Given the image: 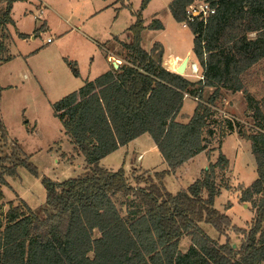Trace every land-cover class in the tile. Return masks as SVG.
Wrapping results in <instances>:
<instances>
[{
  "label": "trees",
  "instance_id": "obj_1",
  "mask_svg": "<svg viewBox=\"0 0 264 264\" xmlns=\"http://www.w3.org/2000/svg\"><path fill=\"white\" fill-rule=\"evenodd\" d=\"M27 1L0 0V65L12 60L5 53L14 4ZM197 1L209 3L215 14L190 22L187 9ZM116 2L130 8L126 0ZM150 2L142 0L140 11ZM169 9L195 35L194 55L204 79L193 82L166 69L163 49L157 53L160 43H154L150 52L143 49L146 27L141 14H135L137 20L128 29L130 42H120L128 53L125 63L86 80L79 91L53 106L74 151L85 159V172L63 182L42 179L45 217L24 201L10 203L0 215V264H264V113L259 103L247 97L257 131L252 127V133L242 135L251 144L257 166L256 180L240 199L255 211L251 227H235L226 214L209 221L220 235L228 228L242 233L240 246L229 240L221 244L200 225L201 210L211 204L204 193L209 187L211 197L216 193L210 170L177 194L164 182L208 149L205 129L222 91L244 90V77L264 63V0H173ZM210 88L214 91L207 97L205 90ZM186 95L198 103L190 121L181 123L177 119ZM226 125L229 131L236 127L230 119ZM145 134L155 142L168 170L135 171L128 177L124 168L110 171L100 165ZM20 168L39 176L30 157L10 140L0 110V204L7 178L17 176ZM184 237L192 240L186 253L180 250Z\"/></svg>",
  "mask_w": 264,
  "mask_h": 264
},
{
  "label": "rangeland",
  "instance_id": "obj_2",
  "mask_svg": "<svg viewBox=\"0 0 264 264\" xmlns=\"http://www.w3.org/2000/svg\"><path fill=\"white\" fill-rule=\"evenodd\" d=\"M32 1L34 4L41 3V0ZM54 1L57 2L59 9L68 11L69 14L74 12L72 23L84 25L85 31L97 45L85 41L78 32L59 40L60 32L68 28L62 17L49 10L44 14L40 13V9L36 7L34 8V11L38 10L36 14L28 12L24 15L28 7L27 2L14 4L13 19L21 29L29 32L27 38L34 37L35 41L23 43L19 36H15L16 27L10 28L9 40L11 41L12 37L17 43L10 46L5 56L17 57L11 64L0 67V85L4 87L11 83L18 87L0 89V110L10 140L17 141L25 154L30 157L39 176H34L26 168H20L17 176L7 178L8 185L3 186L5 199L0 204V215L9 210L11 202L18 204L24 201L36 214L45 217L47 192L42 179L47 177L52 181L63 182L77 178L85 172L79 167L81 162L77 158L80 155L73 150L74 146L65 134L60 120L55 116L53 106L67 95L79 91L83 86L85 81L81 80L75 71L85 70L88 62H91L90 53L95 52L97 56L102 57L101 53L105 50L111 56L112 62L121 65L120 59H126L128 53L122 46H118L114 54L119 59L113 56L111 51L115 45L112 40L113 35L124 42H130L131 34L128 28L136 22L135 14H141L146 27L142 34L143 49L151 51L155 42L162 43L165 59L169 57L188 59L186 74L182 76L196 82L198 76L202 74V68L194 55L195 35L173 18L169 9L173 0H151L148 8L143 12L140 11L142 0H126L130 8L120 10L119 22L113 28H111L113 10L88 22L85 19L88 14L86 11L89 7L88 0ZM45 22L48 28L42 29V24ZM157 26L163 28L162 31L153 28ZM48 37L52 39V43H47ZM9 44L7 42V45ZM163 47L160 46L157 53ZM29 49L35 53L30 55ZM20 54L23 56L21 59L18 58ZM193 64L199 68L198 76L191 69ZM29 65H32L35 76L32 73L30 79H27L21 73L17 79L9 78L10 73L22 72V69ZM36 82L40 83L36 85ZM243 84L245 89L240 92L222 91L221 99L215 104L214 114L209 117L205 129L209 147L204 155L186 168L179 180L176 178L166 180L168 191L177 194L183 189L187 190L199 178L201 169H204L201 178L207 176L206 168L210 170L212 172L210 181L216 193L211 197L210 187L205 191L204 197L207 201L210 198L211 204L201 210L200 225L211 238L219 240L221 244L229 240L233 246H240L244 238L243 234L228 228L225 234L220 235L209 221L218 214H226L235 227L249 230L255 217L252 204L240 200L242 192L257 178V166L251 144L245 141L242 135L252 133L250 131L252 127L257 131L254 112L248 110L247 97L259 103L264 113L263 62L250 69L249 74L244 77ZM205 91L208 97L214 89ZM191 101L198 103L193 99ZM191 101L186 102L183 115L190 113ZM228 119L236 124L232 131L227 130ZM28 122L31 124L29 125ZM33 122L37 123V128L34 127ZM134 174L136 173L133 170L127 175L132 177ZM117 200L121 207L123 198L119 197ZM191 244V238L184 237L180 243V250L186 253Z\"/></svg>",
  "mask_w": 264,
  "mask_h": 264
},
{
  "label": "crops",
  "instance_id": "obj_3",
  "mask_svg": "<svg viewBox=\"0 0 264 264\" xmlns=\"http://www.w3.org/2000/svg\"><path fill=\"white\" fill-rule=\"evenodd\" d=\"M109 1H107V0H88L89 7L86 8V11L88 12V14H87L85 19L88 22H92L98 16H101L103 14H107V12H110V11L113 10L112 11L113 15L111 17V19H112L111 20V28L117 26V24L119 22V18H120V10L122 9V7H121V5L117 6L119 3H117L116 0H109ZM56 3L57 2H55L54 0H41V3H37V4L35 3L34 4L32 0H29V1H27L26 6H28V7L25 9L24 15H27L28 12L36 14L38 12V10L34 11L35 7L39 8L40 9V13H43V14H44L45 11L49 10L52 13H55L58 16L62 17L63 21H64V24L68 27L67 30H64V31L60 32V34H59L60 35V39L59 40H62L65 37H68V36L78 32V33H80L82 35L83 38H85V41H89L91 43V45H92V43H93V45L94 44L97 45L95 40L92 39L90 37V35L85 31V28H84L85 26L84 25L72 23V20L75 17L74 16V12L69 14L68 11L66 12L63 9H59L60 7ZM71 5H73V4L71 3ZM13 11H14V9H13ZM64 15L67 18L64 17ZM47 25H48L47 22L43 23L42 24V29L43 28H48ZM13 26L16 27L14 29L15 30V36L16 35L19 36V34L26 35L27 37L29 36V34H28L29 32L21 29L20 25L17 24L15 20H14V25H10L9 28L7 27V33L9 35H11L10 28H13ZM157 31H162V30H157ZM49 38L50 37H48L47 39H49ZM21 39H18V40H21ZM47 39H46V41H47ZM112 40L115 43V45L112 47L111 51L113 53V56L115 58H118V56H115V54H114V52L116 51V47H118V46L121 47L122 46L120 44V42H123V43H127V42H124L123 40H121L116 35H113V39ZM21 41L23 43H27V42H30V41H35V38L34 37L32 39L31 38H26V39H22ZM9 43L10 44L8 45V50H9V48H10V46L12 44L16 45L17 42H16V39L14 40V38L11 37V41L9 40ZM160 45L163 47L162 43H160ZM94 48H95V46H94ZM28 51H29L30 55H33L35 53L32 49H29ZM147 51L150 52V50H147ZM163 51H164V47H163ZM29 54H27V55H29ZM101 55H102V57H100V55L97 56L95 54V52L90 53V55H89L90 59L89 60L91 62H88L85 70L83 72H80V71H77V69H76V72L78 73V77L81 80H83V81H86V80L93 81L96 78H98L99 76H101V75L105 74L106 72H108L109 70H111V67L115 65V62L111 61V56L107 57L104 52H102ZM15 58L13 56L12 60L10 62H3L0 65V67L4 66V65L11 64L15 60ZM18 58L21 59V58H23V56H21V54H20V56ZM100 58H102L101 59L102 61L100 60ZM120 60H122L121 65L125 63V59H120ZM184 61L185 60H180V58H173V57H169V58L165 59V56L163 54V65H164V67L166 69H168L169 71L173 72V73H177L178 74L177 70L179 69V67L182 65V63ZM31 66L29 65L27 67H24V69H22L23 70L22 72L19 71L18 73H10L9 74V78L17 79V77L19 78L20 74L22 73V75L25 78L30 79V77L33 74L35 76V71H34V69L31 68ZM186 70H187V68L185 69L184 76L186 74ZM29 74H31V75H29ZM34 80H36V78H34ZM38 83H40V82H38ZM38 83L36 82V85ZM2 87L3 86L0 85V89H2ZM15 87H18V86L15 85V84L9 83V84H7V86H4L3 88L12 89V88H15ZM40 88L42 90H44L42 85H40ZM188 100L191 101V98L185 99L183 109H184L185 104H186V102ZM196 107H197V103H193L192 102L190 113L186 114V115H183V109H182L181 114L179 115L177 120L179 122H181V123H188L190 121L191 117L193 116ZM28 123H29V125L31 124L30 122H28ZM34 127L37 128V123H34ZM201 155H204V152L199 154L198 156L194 157L193 159H191L187 163H185L183 166L178 168L175 172H173L170 175H168L165 178V185H166V180L168 178H176L177 180H179V178L183 174V171L186 168H189L191 166V164L196 162V160ZM81 156L82 155H80L77 158V160H80V162H81L79 164L80 169L85 170L86 167H87V164L85 162L84 157L82 156V158H81ZM100 165L102 167L110 170V171H118L120 168H124L127 174H129L133 170L134 171H150L151 173L162 172V171L168 170L167 163L165 162L162 154L159 152L155 142L153 141V139L148 134L142 135L141 137H139V138L135 139L134 141L130 142L128 145H126L124 147H121L116 152L108 155L103 160H101ZM202 170H204V169H201L200 171L202 172ZM201 172H200L199 178H197L195 181H197L198 179L201 178ZM182 191H185V189H183Z\"/></svg>",
  "mask_w": 264,
  "mask_h": 264
},
{
  "label": "built area",
  "instance_id": "obj_4",
  "mask_svg": "<svg viewBox=\"0 0 264 264\" xmlns=\"http://www.w3.org/2000/svg\"><path fill=\"white\" fill-rule=\"evenodd\" d=\"M215 14V9H213L209 3L204 2V1H197L194 4H192L191 6L188 7L187 9V15H188V19L190 22H193L197 19L206 21L208 19V17H210L211 15ZM184 28H189L188 27V23H182ZM47 43H52V39L49 38L47 39ZM105 53V51H103ZM106 55V54H105ZM118 64V63H117ZM191 69L193 70V72L196 74V76H198L199 74V68L196 64H193ZM198 81L199 80H203V71L202 74L198 76ZM191 98L195 101L198 102L197 98H192L189 95L185 96V99ZM206 171H209L207 168L205 169Z\"/></svg>",
  "mask_w": 264,
  "mask_h": 264
},
{
  "label": "water",
  "instance_id": "obj_5",
  "mask_svg": "<svg viewBox=\"0 0 264 264\" xmlns=\"http://www.w3.org/2000/svg\"><path fill=\"white\" fill-rule=\"evenodd\" d=\"M115 69H118L119 68V64H117V63H115ZM187 66H188V59H186L183 63H182V65L179 67V69L177 70V72H178V74L179 75H184V73H185V69L187 68ZM234 247H236V246H234Z\"/></svg>",
  "mask_w": 264,
  "mask_h": 264
}]
</instances>
